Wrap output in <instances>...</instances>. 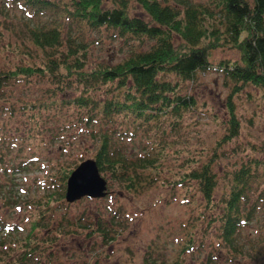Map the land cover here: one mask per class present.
<instances>
[{
  "label": "rangeland",
  "instance_id": "obj_1",
  "mask_svg": "<svg viewBox=\"0 0 264 264\" xmlns=\"http://www.w3.org/2000/svg\"><path fill=\"white\" fill-rule=\"evenodd\" d=\"M2 8L6 14L0 12V20L9 24L2 39L0 69L14 67L20 57L34 62L22 52L24 45L31 44L20 39L21 11L9 0H0V11ZM67 29L89 43V61L109 63L127 55L125 42L104 27L94 31L72 24L63 28ZM147 46L144 42L137 48ZM225 58H236V52L218 47L209 56L213 64ZM164 77L175 78L172 74ZM36 84L43 86H32L28 94L15 84L5 86L10 96L8 100L0 98V223H5L0 230V264H148L147 258L154 259L153 264H172L177 257L181 258L179 264H204L206 258L205 264H254L264 256V167L251 162L264 158L262 91L245 85L232 96L238 131L217 145L226 123V97L232 82L225 81L221 71L212 65L196 70L192 79L181 84V92L193 98L192 108L178 107L157 117L121 111L112 113L113 121H86L76 115L75 109L65 111L57 106L61 100L52 98V89L43 94L45 84ZM120 94L114 93L113 86L107 92L108 96ZM22 99L34 105L21 109ZM44 99L52 106L39 105L38 100ZM11 105L16 107L13 112ZM85 127L109 132L118 152L128 156V161L133 162L145 150V158H154L152 163L149 160L150 165L136 167L141 172L140 184L133 182L125 188L120 181L98 170L105 180L103 196L84 194L66 201L64 173L67 176L82 160L94 159L96 153L97 139ZM186 152L194 157L202 152L201 159L215 153L213 169L218 180L212 192L214 200L227 192L229 183L224 177L232 167L244 164L257 174H252L257 180L248 184L251 192L242 208L245 212L254 206L252 216L244 219L232 236L237 245H244L257 257L233 254L221 240H216L210 229L206 234L209 238L202 242L208 252L197 249L202 247V239L189 250L182 248L186 234L199 238V233H206L198 212L203 209L208 215L213 208L211 202H204L193 191L192 180L188 185L191 190L184 191L172 184L177 178L175 173L182 170L180 164L187 163L183 156ZM35 221L38 225L31 229ZM98 221L111 235L108 240L100 237ZM244 235L249 240L257 237L260 242L248 243ZM28 238L35 243L33 254H24L23 244ZM219 245L223 246L218 248Z\"/></svg>",
  "mask_w": 264,
  "mask_h": 264
},
{
  "label": "trees",
  "instance_id": "obj_2",
  "mask_svg": "<svg viewBox=\"0 0 264 264\" xmlns=\"http://www.w3.org/2000/svg\"><path fill=\"white\" fill-rule=\"evenodd\" d=\"M9 2L16 10L21 11L18 20L20 39L31 44V47L24 45L25 50L22 52L27 59L35 61H26L20 57L19 63L14 67L0 69L1 99L8 100L10 96L5 92V86L15 84L21 92L28 94L32 86H43L36 84L39 83L45 84L43 94L52 89V98L61 100V104H56L57 106L61 105L65 111L75 109L76 115L85 117L86 121H113L115 117L112 113L121 111L134 112L137 116L157 117L164 111L177 110L178 107L187 110L192 108L193 98L181 92V84L192 79L196 70H205L212 65L221 71L225 81L232 82L226 97L224 131L220 141L216 142L219 145L220 142L231 139L238 131L232 96L240 93L245 85H252L264 94V0ZM133 4L134 8L131 9L130 5ZM0 12L6 14L4 8ZM8 24L0 20V50ZM72 24H78L79 29L98 31L104 27L110 30L117 40H123L124 45L128 46L127 55L109 63L89 61V43L79 34H70L68 29L63 30ZM144 42L148 45L146 48H137L138 44L141 46ZM218 47L233 49L236 58L221 59L213 64L209 56ZM168 74L175 78L171 80L164 77ZM112 86L114 93L121 92L120 97L107 95ZM38 101L43 107L50 105L46 99ZM6 105L3 107L6 108ZM33 105L34 103L22 99L19 106L25 109ZM11 108L13 110L10 112L16 109L14 105H11ZM91 129L93 127H85V130H89L97 139L94 160L98 170L108 173L125 188L133 182L134 185L140 184L141 172H138L136 167L150 165L149 160L152 163L154 158H145V150L138 154L133 162L128 161V156L118 152L111 136L108 135L109 132ZM201 153L198 157L184 153V161L187 163L180 164L182 170L175 173L177 178L175 183L172 182L173 185L179 186L178 189L183 188L185 191L191 190L188 185L192 180L193 191L202 197L204 202H211L213 205L211 215H206L207 212H203V209L198 212V219L201 223L204 222L206 233H199V238L186 234L182 248L189 250L197 246L198 241L202 239L199 244L202 247L197 249L203 250V253L208 252L202 242L209 238L206 234L212 230L216 240H221L233 254H251L252 258L257 257L254 251H249L244 245H237L232 238L239 231L240 223L252 216L254 206L245 212L242 208L251 192L248 184L252 185L257 180L253 178L257 174L241 163L238 167H232L224 177L229 183L227 192L214 200L212 192L218 180L213 169L215 153L209 155L208 159H201ZM24 154L27 156L26 152ZM155 155H158L157 152ZM120 157L123 160L119 159ZM251 162L254 165L261 163L264 167V158L253 159ZM121 164L123 166L119 168ZM63 176L62 180L66 174ZM57 194L61 196V192ZM97 224L100 237L104 240L111 238L99 221ZM4 225L0 223V230ZM37 225L38 222L35 221L31 229ZM244 239L248 243L260 242L254 236L249 240L244 235ZM23 245L24 254H33L35 243L28 238L27 243ZM222 246L219 245L218 248ZM209 248H213L211 243ZM208 256L209 253L206 257ZM146 261L153 264L154 259L147 258ZM180 261L181 258L177 257L172 264H179ZM198 264L203 263L199 261ZM254 264H264V256L261 255L260 261H255Z\"/></svg>",
  "mask_w": 264,
  "mask_h": 264
},
{
  "label": "water",
  "instance_id": "obj_3",
  "mask_svg": "<svg viewBox=\"0 0 264 264\" xmlns=\"http://www.w3.org/2000/svg\"><path fill=\"white\" fill-rule=\"evenodd\" d=\"M84 194L91 197L105 194V180L100 175L95 160L91 158L82 160L72 168L65 179L66 201H73Z\"/></svg>",
  "mask_w": 264,
  "mask_h": 264
}]
</instances>
